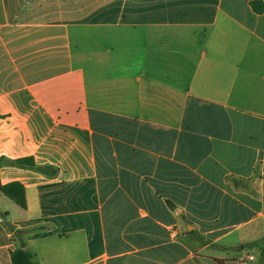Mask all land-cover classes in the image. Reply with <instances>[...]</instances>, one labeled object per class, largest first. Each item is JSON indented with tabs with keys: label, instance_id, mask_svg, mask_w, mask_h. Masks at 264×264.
<instances>
[{
	"label": "crops",
	"instance_id": "crops-1",
	"mask_svg": "<svg viewBox=\"0 0 264 264\" xmlns=\"http://www.w3.org/2000/svg\"><path fill=\"white\" fill-rule=\"evenodd\" d=\"M11 181L0 264H257L264 0H0Z\"/></svg>",
	"mask_w": 264,
	"mask_h": 264
},
{
	"label": "trees",
	"instance_id": "trees-1",
	"mask_svg": "<svg viewBox=\"0 0 264 264\" xmlns=\"http://www.w3.org/2000/svg\"><path fill=\"white\" fill-rule=\"evenodd\" d=\"M18 165H31L35 166L31 158H21L15 162ZM0 190L13 199L22 207L27 206L26 189L25 186L19 181H11L5 184H0ZM5 215V213H3ZM8 224V223H7ZM13 229V226L8 224ZM254 246L259 247L260 257L257 264H264V237L253 243ZM13 264H40L38 261L33 260L30 254L24 248H18L11 253Z\"/></svg>",
	"mask_w": 264,
	"mask_h": 264
},
{
	"label": "built area",
	"instance_id": "built-area-1",
	"mask_svg": "<svg viewBox=\"0 0 264 264\" xmlns=\"http://www.w3.org/2000/svg\"><path fill=\"white\" fill-rule=\"evenodd\" d=\"M1 219V218H0ZM255 259V256L252 254H248L244 259L240 260L238 264H246L248 261H252Z\"/></svg>",
	"mask_w": 264,
	"mask_h": 264
}]
</instances>
